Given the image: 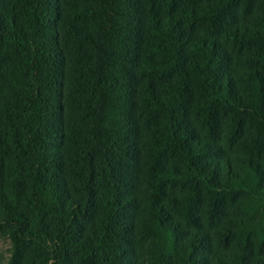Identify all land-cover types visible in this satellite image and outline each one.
<instances>
[{
  "label": "trees",
  "instance_id": "16d2710c",
  "mask_svg": "<svg viewBox=\"0 0 264 264\" xmlns=\"http://www.w3.org/2000/svg\"><path fill=\"white\" fill-rule=\"evenodd\" d=\"M0 232L11 264H264V0H0Z\"/></svg>",
  "mask_w": 264,
  "mask_h": 264
},
{
  "label": "rangeland",
  "instance_id": "374dc122",
  "mask_svg": "<svg viewBox=\"0 0 264 264\" xmlns=\"http://www.w3.org/2000/svg\"><path fill=\"white\" fill-rule=\"evenodd\" d=\"M69 38V41L66 42V54L71 58L72 62H70V68L74 67L77 60L81 59V54H84V52L87 50V48L83 45V43L78 40H70L71 36L68 35L67 38H65V41H67ZM70 60V61H71ZM76 76V73L72 72L71 80H67L65 82V88L68 93H71L74 95V86L72 85L73 77ZM73 106V105H72ZM72 106L68 107V117H69V124L73 125L76 122L77 115H76V109H74ZM258 215H255V217ZM251 217V216H249ZM246 218V216H245ZM13 257V243L10 239V236L6 233L0 232V264H11Z\"/></svg>",
  "mask_w": 264,
  "mask_h": 264
}]
</instances>
